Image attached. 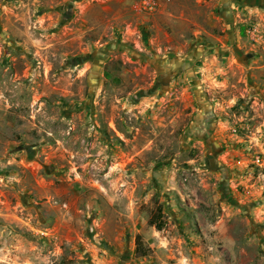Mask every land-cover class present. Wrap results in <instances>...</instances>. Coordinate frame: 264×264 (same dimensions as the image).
Segmentation results:
<instances>
[{"label":"rangeland","instance_id":"374dc122","mask_svg":"<svg viewBox=\"0 0 264 264\" xmlns=\"http://www.w3.org/2000/svg\"><path fill=\"white\" fill-rule=\"evenodd\" d=\"M0 264H264V0H0Z\"/></svg>","mask_w":264,"mask_h":264},{"label":"trees","instance_id":"16d2710c","mask_svg":"<svg viewBox=\"0 0 264 264\" xmlns=\"http://www.w3.org/2000/svg\"><path fill=\"white\" fill-rule=\"evenodd\" d=\"M149 223L151 225L156 226L157 229L161 230L164 227L165 221L162 219V211L159 208L156 213L153 214L152 218L150 219ZM137 253L140 255H146L148 253V249L145 247L141 237L138 235L137 237Z\"/></svg>","mask_w":264,"mask_h":264}]
</instances>
